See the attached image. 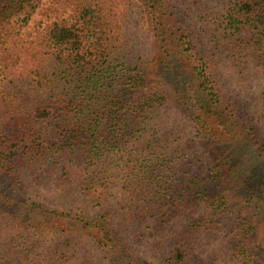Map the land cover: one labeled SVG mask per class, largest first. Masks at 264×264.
<instances>
[{"label": "trees", "instance_id": "1", "mask_svg": "<svg viewBox=\"0 0 264 264\" xmlns=\"http://www.w3.org/2000/svg\"><path fill=\"white\" fill-rule=\"evenodd\" d=\"M41 1L0 0V264H85L86 241L103 264H152L128 246L145 237L164 253L158 264H218L195 252L204 232L229 237L227 264H264V134L221 87L176 0H139L151 50L138 55L122 25L131 0H65L69 13L27 42ZM220 23L264 74V0H229ZM116 182L129 235L111 211L74 206H102Z\"/></svg>", "mask_w": 264, "mask_h": 264}, {"label": "rangeland", "instance_id": "2", "mask_svg": "<svg viewBox=\"0 0 264 264\" xmlns=\"http://www.w3.org/2000/svg\"><path fill=\"white\" fill-rule=\"evenodd\" d=\"M65 0H42L39 6L31 15L26 26L22 28V35L27 42L40 34L46 25L52 20L55 14L65 12ZM229 7V0H176V12L187 29L192 32L197 43L198 51L213 61V68L221 87L226 93L232 94L241 102L242 106L254 121L257 127L264 134V101L261 97V90L264 86V74L260 71L253 54L249 48L236 50L232 43L238 40L241 35L230 36L221 25L222 15ZM65 11H64V10ZM69 12H65V15ZM123 31L132 48V54H144L151 50L147 25L143 18L142 7L139 0H131L124 15ZM10 78L29 97L32 96V86L26 79L10 73ZM3 84L4 82H1ZM176 122L177 130L188 129L186 122L178 113L171 112ZM185 126V127H184ZM198 164L208 166L212 160L205 150L203 143L198 142L194 147ZM112 170H114L112 168ZM10 195L16 198L15 192L9 191ZM8 193V191H7ZM40 196L49 198L46 192L40 191ZM53 204H60L64 207L71 206L61 201L52 199ZM129 199L121 189L120 183L116 182L109 188V197L100 207L92 209L84 201L74 204L75 207L86 212L108 210L111 211L114 221L119 228L129 235L130 226L127 221V207ZM24 237L34 248L40 245L36 236ZM225 232L212 233L204 232L199 234L195 252L201 258L216 256L218 264H227L226 252L229 248V240ZM129 239V237H128ZM21 240L24 241L23 237ZM149 240L145 237L140 242L128 243L130 251L152 264L162 261L164 253L151 248ZM78 243L79 252L85 264H103L102 252L92 244L86 242ZM34 244V245H33Z\"/></svg>", "mask_w": 264, "mask_h": 264}]
</instances>
